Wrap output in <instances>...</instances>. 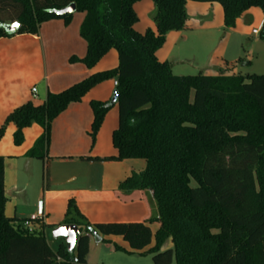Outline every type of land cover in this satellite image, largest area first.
<instances>
[{
  "label": "trees",
  "instance_id": "16d2710c",
  "mask_svg": "<svg viewBox=\"0 0 264 264\" xmlns=\"http://www.w3.org/2000/svg\"><path fill=\"white\" fill-rule=\"evenodd\" d=\"M140 0H0V39L35 35L53 19L68 24L59 11L74 4L84 13L79 36L86 45L81 62L93 68L110 50L112 70L90 74L59 93H47L40 105L15 108L0 127L15 128L14 146L23 131L37 125L42 134L26 157L44 161L51 123L95 86L115 80L117 126L111 133L115 154L106 160L141 159L145 169L119 185L122 192L143 191L151 217L143 223L90 224L70 199L62 225L77 227L74 249L64 243L52 251L29 221L4 214V158L0 157V264H87L89 236H118L131 251L150 254L153 264H264V75L231 73L228 64L214 76L173 75L155 53L171 31L186 28L187 0H151L154 30L141 34L133 5ZM217 2L225 28L250 8L264 12V0H191ZM18 24L9 31L7 27ZM264 25L261 29L264 39ZM90 101L93 143L108 108ZM39 221V220H34ZM33 221V222H34ZM154 247L142 252L152 239ZM169 240L171 247L161 249ZM117 250H121L116 247Z\"/></svg>",
  "mask_w": 264,
  "mask_h": 264
},
{
  "label": "crops",
  "instance_id": "0c3cea01",
  "mask_svg": "<svg viewBox=\"0 0 264 264\" xmlns=\"http://www.w3.org/2000/svg\"><path fill=\"white\" fill-rule=\"evenodd\" d=\"M152 7L151 0H140L133 5L138 18L134 25L136 31L139 30V24L146 20V14L150 13ZM184 7L187 15L186 28L168 32L163 46L155 53L158 61L169 63L172 73L187 66L192 67L196 63L199 49L205 39L217 36L222 31L224 34L229 31L241 36L245 25H254V16L255 21L259 23V30L264 25V19L259 13L251 11L254 8L248 9L237 18L232 28H225L223 10L219 3L187 0ZM56 31L61 34L58 38L53 37ZM77 33L76 29L64 24L62 20H55L42 24L35 35L0 39V127L11 111L26 102L40 105L47 93H59L90 74L107 69L99 64L104 62L111 51L91 69H87L81 62L71 61L72 58L82 59L86 50V45L84 48L82 38ZM230 36H225V41L219 42L215 56H210L211 50L205 59L198 63L199 68L204 70V75L214 76L228 64ZM71 42H74L76 47L71 46L63 55L61 52L57 54L58 50L61 51V44ZM116 66L117 56L111 69ZM177 73L174 74L183 76ZM231 73L233 72L227 71L225 74ZM114 82L115 80H107L95 86L80 102L68 106L52 122L44 161L26 157V153L42 134V129L37 125L23 131L24 140L20 146H14L10 141L15 130L12 124L7 125L0 141V156L4 157V214L8 218L18 220L37 217L39 221L29 223L28 230L41 233L52 251L55 250L51 248L52 243L48 242L47 232L62 225L70 199L90 224L143 223L151 217L149 201L143 191L125 193L118 188L132 173H141L145 169V161L106 160L115 154L111 133L117 126V112L114 119L113 115L110 117L108 125L106 113L93 143L89 137L92 121L89 102H108L115 90ZM33 88L35 97H32L31 93ZM4 141L6 144L2 146ZM34 160L41 163L39 184L35 182ZM6 163H9L10 169L8 176ZM157 226L155 222L150 223L152 239L142 252L154 247ZM98 238L100 241L96 242L93 236H89L87 264L122 263L123 260L119 259L117 254L150 255L140 252L127 253L131 251L130 248L118 236L98 235ZM53 242L58 246L64 243V240L53 238Z\"/></svg>",
  "mask_w": 264,
  "mask_h": 264
},
{
  "label": "rangeland",
  "instance_id": "374dc122",
  "mask_svg": "<svg viewBox=\"0 0 264 264\" xmlns=\"http://www.w3.org/2000/svg\"><path fill=\"white\" fill-rule=\"evenodd\" d=\"M153 9H154V6L152 7V10L150 11V13L146 14V20H144L143 22H141L139 24V26L137 27L139 30L136 32L143 34L147 30H154L155 31L154 24L151 20V15L153 13ZM251 11H254L257 14L259 13L260 17L262 19H264V12L261 9L254 8V10H251ZM83 17H84V13L74 12L71 14L69 22L67 24L70 27H72V29L77 30L78 36H79V27H80V24L83 20ZM55 20H61V19H53L50 21H55ZM254 22H255L254 25L251 23L250 25L244 26L245 28L242 31L241 36L236 35L237 33L231 34V32H229V31L226 32L225 33L226 35H225L222 31L217 36H214V37L212 36L209 39H205L203 41L201 49H199V53H198L199 57L196 58V63L192 67L187 66L185 69L174 70L173 72L175 74H178L177 72H179L180 74H183V76H187V75L193 76V75H197V74H204V70L199 68L198 63L202 62V60L205 59L206 54L208 52H210L211 50L212 51L210 52V56H215L217 49H218L217 47L219 45V42L220 41L224 42L225 36L227 38L228 35H231L230 40H229V49L227 52V56H228L227 58H229V59H227L228 60L227 61L228 66L230 69L229 72H233L235 74H239L242 76H246V75L261 76V75H264V39H262V34L259 33L258 35H256V34L254 35L252 33V30H257V31L259 30L258 29L259 23H258V21H255V16H254ZM263 31H264V29H263ZM58 36H61V34H59L57 31L53 33L54 38H58ZM72 43H73V45H72ZM211 43H213L215 45L213 46V44H211ZM210 44H211V46H210ZM82 45L85 48V43L83 40H82ZM61 46H62L60 49L61 51L58 50L57 54H59L61 52V54L63 55L71 46L76 47V44L74 42H71V44H61ZM212 46H213V49H212ZM110 51L111 52H109L108 56H106L104 62H102V64H99L100 67L107 68L104 71L114 69V68L111 69V66H112V63L114 64V59H116L117 54H116L115 50H110ZM84 52H86V50H84ZM84 55H85V53H84ZM84 55H83V57H84ZM198 68H199V70H197ZM200 69H201V71H200ZM174 73H172V74L175 75ZM111 80H113V79H111ZM36 89H38L37 85H36ZM108 102H106V103H108ZM34 104H36V103H34ZM89 107H90V105H89ZM90 110H91V108H90ZM106 113H107V117H108V119L106 120L107 121L106 125H108L110 123V117L112 115H113V119H114V117H116L115 107L112 106V107L108 108ZM3 124H4V122L2 123V125ZM7 125L8 124H6L4 127V132H3L2 136L0 137V141L4 137ZM50 127H51V125H50ZM49 137H50V130H49ZM23 140H24V136H23ZM10 141H11L12 145H14L13 139L10 138ZM4 144H6V141H4L1 145L3 146ZM0 157H3V156H0ZM33 163L35 164V171H34L35 182L37 184H39L41 181L40 180V175H41V166L40 165H41V163L38 161H35V160L33 161ZM5 166H6V176H8L10 173L9 163H6ZM3 168H4V164H3ZM3 185H4V180H3ZM47 239H48V242L52 243L51 248L53 250H55L57 248V245L54 244L53 237L51 235V232H49V231L47 232ZM167 247H169V248L171 247V243L169 240H167L165 242V245L163 246L162 249L167 248ZM117 257H119V259L123 260L122 263H119V264H153L150 255L141 256V255H137V254H130V255L129 254H117ZM171 264H175L174 258L172 259Z\"/></svg>",
  "mask_w": 264,
  "mask_h": 264
},
{
  "label": "water",
  "instance_id": "95a60500",
  "mask_svg": "<svg viewBox=\"0 0 264 264\" xmlns=\"http://www.w3.org/2000/svg\"><path fill=\"white\" fill-rule=\"evenodd\" d=\"M74 12H75V6L74 4H70L66 8L61 9L59 11H52V14L57 17H61V16L70 15ZM16 28H18L17 23H14L13 25L7 27L9 31H13ZM117 96H118L117 90H114L109 102L105 105V107L110 108L113 105H115L117 101ZM77 234H78V230L77 227L74 225H61L51 231V235L54 239L64 240V244L68 252L73 251ZM93 237L96 242L100 241L98 236H93Z\"/></svg>",
  "mask_w": 264,
  "mask_h": 264
},
{
  "label": "built area",
  "instance_id": "2783aa9c",
  "mask_svg": "<svg viewBox=\"0 0 264 264\" xmlns=\"http://www.w3.org/2000/svg\"><path fill=\"white\" fill-rule=\"evenodd\" d=\"M260 31H261V30H258V31H257V30H253L252 33L258 35V34L260 33ZM116 84H117V83L114 82V85H115V86H116ZM31 93H32V97H35V89H34V88L31 89ZM34 220H38V218L35 217V216L29 218V221L25 222V223H24V226L28 229V225H29V223L33 222Z\"/></svg>",
  "mask_w": 264,
  "mask_h": 264
}]
</instances>
